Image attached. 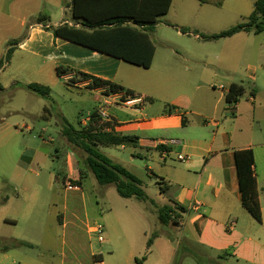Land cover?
Returning <instances> with one entry per match:
<instances>
[{"label":"crops","instance_id":"1","mask_svg":"<svg viewBox=\"0 0 264 264\" xmlns=\"http://www.w3.org/2000/svg\"><path fill=\"white\" fill-rule=\"evenodd\" d=\"M13 1L11 7L17 3L20 7L34 4L39 14H43L41 12L43 10L59 12L56 20L50 18L49 27H58L65 23L77 28L82 27L80 21L76 24L72 17L70 4L73 0ZM257 2L258 0L255 2V8ZM206 6L197 1L194 5V16L206 13ZM216 14L218 15L217 12ZM165 17L160 23L165 22L162 21ZM35 18H31L28 35L24 41L14 46V52H23V60L26 58L28 66L33 67L31 72L46 69L49 73H56L58 79L65 81L71 90L91 96L93 102L88 117L98 110H105L109 120L97 121L111 123L113 127L107 128V131L139 136L138 147L120 146V149L134 150L132 162L137 157L153 160V166L150 165L148 171L155 174L154 177L160 180L159 182L170 186L169 200L172 199L187 208L181 226L164 227L157 217L155 232H160V236L154 239L150 251H147V243L155 232L148 230L145 231L143 240L139 237V233L134 235V232L128 233V238H118L116 241L109 236L103 242L108 246V251L115 252L118 248L128 249L130 254L127 264H176L177 260H180L177 264H192L197 260L194 254L202 259L199 264H264V164L260 162V156L264 152V102L260 100L257 88L250 91L247 89V98L239 99L235 104L234 115L230 114L226 95L235 82L232 77L221 74L223 69L227 72V65L245 58L247 44L241 45L237 50L233 44L241 42L244 35L250 33L242 32L224 38L228 43L225 49L228 47L229 50L226 49L220 54H210L202 50L199 52V43L214 41L204 40L199 34L198 27L186 25L188 24L186 22L180 25L165 22L168 26L177 28L179 35L193 39L196 47H185L182 53H175L184 66L175 62L171 55L166 54L163 65L158 66L155 74L144 77L140 69L150 70L155 67L157 49L152 67L145 69L56 37L52 32L46 31L43 25L35 24ZM183 26H192V30L183 33ZM211 56L218 61L217 71L220 73L214 72L210 78L208 59ZM59 68L71 70L72 73L59 75ZM259 71V76L256 72L250 75V79L255 84L261 79L264 82V64L260 66ZM77 73L117 83L133 90L141 96L135 98L141 99V103L137 106L122 104L120 100L126 99L124 93L107 94L104 88H91L92 81L80 79ZM13 82L15 81H12V84ZM0 86L3 89L7 88L6 84L0 83ZM262 86L258 85V87ZM221 87H224V90ZM152 88H157L169 96L174 92L182 94L175 99L164 97L162 99L164 105L156 106V96L150 91ZM252 91H255L254 95L251 94ZM147 97L152 98L153 101H146ZM81 103L86 104L83 101ZM92 122L87 123L85 119L80 121V126L86 127ZM60 129L62 131L61 127ZM245 149H252L255 156L254 173L263 216L261 223L256 221L242 204L235 152ZM76 154L72 151L66 155L65 184L80 177V168L74 167L75 163H78L74 159ZM179 155L190 156L191 160L180 162L177 159ZM111 158L127 167L119 159L113 156ZM84 186L85 182L81 187L82 191L79 192L83 200ZM99 187L98 190L102 192L104 188L100 185ZM196 203H200L198 209L193 208ZM74 209L80 210L78 207ZM74 209H70L65 203L64 212L59 214V218L64 217L62 226L66 229L71 226L74 233L77 229L86 232L89 236L92 257L90 264H105L103 250L91 246V234L88 233V228L92 225L91 221L86 220V223L80 221L77 215L79 212ZM3 223L17 226L19 221L6 218ZM2 230L3 228L0 227V240H18L29 243L32 247L42 246V243L28 237L16 235L9 238L1 233ZM124 245L126 247H123ZM15 250L16 248L7 252L0 250V264L14 260ZM140 254H143L141 258H139ZM44 257L45 255H41L37 259H20L19 262L20 264H59L54 256ZM130 258L133 259V263L130 262ZM65 259L67 258L63 259L62 264H66ZM71 263L84 264L78 257L73 258Z\"/></svg>","mask_w":264,"mask_h":264},{"label":"rangeland","instance_id":"2","mask_svg":"<svg viewBox=\"0 0 264 264\" xmlns=\"http://www.w3.org/2000/svg\"><path fill=\"white\" fill-rule=\"evenodd\" d=\"M256 1L225 0L220 8L207 4L206 13L196 17L193 12L196 0H175L170 14L162 21L178 25L186 22V25L198 27L200 36L214 35L248 22ZM13 2L0 0V61L11 48L9 44L12 41L20 43L25 40L31 18L39 15L34 4L20 7L17 3L11 7ZM41 12L50 16L53 21L59 13L56 10ZM177 20L180 22H176ZM165 22L160 23L151 36L157 49V57L155 67L150 70L140 69L144 77L155 74L158 66L163 65L166 54L171 55L179 64L180 59L175 53H182L185 47H196L193 39L179 35L177 28L170 27ZM191 27L182 28L192 30ZM226 42L225 39H220L199 43V52L202 50L210 54H220L226 49L229 50L228 47L225 49L228 45ZM245 43V58L227 65V72L223 69L221 74L232 77L235 83L244 84L248 91L257 88L260 100L264 102L263 80L255 84L250 79L254 72L260 75L258 69L264 64V33L244 35L241 42H236L233 46L237 50ZM22 53L14 52L11 63L0 70V83L7 85L6 89L0 90V227L3 228L1 233L9 238L16 235L28 237L42 243V246L16 248L15 259L6 264H20V259H37L41 255H45L44 258L54 256L59 264H62L64 258H67L66 264H72L71 261L76 257L84 264L92 262L90 241L86 232L77 229L74 233L71 226L68 229L62 226L64 217L59 218V214L64 212L65 203L70 209L80 208L74 209L79 212L77 215L80 221L86 223L89 220L92 225L102 224L105 239L109 236L113 241L118 238L126 239L128 233L134 232V235L139 233L143 240L145 231L154 233L158 224L157 207L167 204L170 197L168 193L161 192L158 185L160 180L148 171V167L153 166V160L137 157L132 162V148L109 147L103 148V151L107 156L119 159L143 181L144 190L149 196L147 201L122 198L114 186L103 187L100 192L96 177L82 165L84 160L81 151L75 155L74 159L78 163L74 167L84 168L88 173L84 180V200L81 193L66 189V155L73 149L62 136L61 118H66L69 123L79 128L80 121L89 115L93 99L87 93L78 94L76 90H71L65 81L58 79L56 73H49L46 69L31 72L33 67L28 66L26 58L23 60ZM208 61L211 78L214 72H218V61L212 56ZM180 64L184 66L182 61ZM12 81H15L14 84ZM8 82L10 83L7 84ZM32 83L48 86L51 89L50 98L45 99L28 90L26 86ZM259 84L263 86L258 87ZM150 91L156 96V106L164 105V97L175 99L182 94L174 92L169 96L157 88ZM82 101L86 104H82ZM260 162L264 164V152L260 156ZM6 218H14L19 224L4 225ZM90 237L91 246L103 250L105 264L128 263V249L118 248L115 252H109L108 246L99 242L97 235L91 234ZM5 242L10 244L14 240ZM130 262L133 263L132 258ZM176 263H180V260ZM194 263L199 264L197 260Z\"/></svg>","mask_w":264,"mask_h":264},{"label":"trees","instance_id":"3","mask_svg":"<svg viewBox=\"0 0 264 264\" xmlns=\"http://www.w3.org/2000/svg\"><path fill=\"white\" fill-rule=\"evenodd\" d=\"M174 0H73L70 11L76 24L81 28L70 26L65 23L58 27H49L50 17L39 14L35 24L43 25L46 31L52 32L56 37L89 47L93 50L116 57L124 62L149 69L153 65L156 54V46L151 39L156 31L157 25L172 8ZM203 5L223 6L225 0H197ZM188 33L187 29H182ZM264 33V0H258L256 8L249 16L248 22L234 26L226 31L211 36H202L206 41H215L233 37L239 33ZM18 42L12 41L4 59L0 61V70L11 63L14 46ZM72 73L71 70L58 69L59 75ZM80 79L91 80V88H104L107 94L124 93L125 98L141 97L133 90L127 89L117 83L101 80L93 76L77 73ZM28 90L45 99L50 98L51 89L40 84L26 86ZM0 90H3L0 86ZM247 94V88L242 83H233L226 95L229 106L237 104L239 99ZM252 95L255 91L251 92ZM152 102V98H145ZM62 136L68 145L75 151L83 153L82 165L92 172L102 187L114 186L118 194L125 199L135 198L139 201H147L149 196L144 190L143 181L133 174L124 165L107 156L102 148L109 147H138L139 136L125 135L115 131H107L112 128L109 122L93 121L86 127L73 126L66 118H61ZM235 165L239 189L242 194L243 207L258 221H263L262 209L259 202L258 184L254 173L255 156L252 149L239 150L235 152ZM80 177L73 183L83 186L88 173L80 168ZM67 176H64V185ZM162 193H168L170 186L164 182H158ZM187 214V208L170 199L169 203L157 207V215L160 224L164 227L180 226V221ZM160 236L155 232L147 243V251H150L154 239ZM31 244L14 240L7 243L0 240V250H9ZM198 262L201 258L194 254ZM145 259V257H144ZM177 264V263H176Z\"/></svg>","mask_w":264,"mask_h":264},{"label":"built area","instance_id":"4","mask_svg":"<svg viewBox=\"0 0 264 264\" xmlns=\"http://www.w3.org/2000/svg\"><path fill=\"white\" fill-rule=\"evenodd\" d=\"M222 90H224V87H221ZM122 104H125L127 106H137L138 104L141 103V99H134V98H126L125 100H120ZM228 112L232 115H234L235 112V104L229 106ZM94 120H109V115L105 110H98L94 115L86 118V122H92ZM170 143H175L174 141H170ZM180 162H187L191 160L190 156H184V155H179L177 158ZM66 189L68 191H75V192H80L82 191L81 186L74 184L73 181L69 180L65 184ZM200 207V203H196L193 208L198 209ZM88 233L90 234H95L98 237L99 242L103 243L105 242V237H104V226L100 223L94 224L89 226L88 228Z\"/></svg>","mask_w":264,"mask_h":264}]
</instances>
